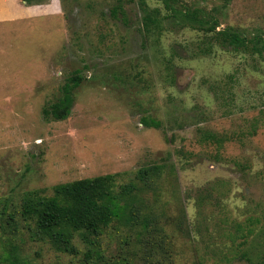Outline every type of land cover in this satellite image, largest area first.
I'll use <instances>...</instances> for the list:
<instances>
[{
	"label": "rangeland",
	"instance_id": "1",
	"mask_svg": "<svg viewBox=\"0 0 264 264\" xmlns=\"http://www.w3.org/2000/svg\"><path fill=\"white\" fill-rule=\"evenodd\" d=\"M18 2L0 17V264H261L264 58L168 19L161 0H147L163 18L151 31L140 0ZM176 6L264 39V0ZM76 71L85 78L71 116L46 118ZM206 133L227 139L203 142ZM152 166L163 169L144 183ZM105 175L117 191L136 187V219L77 236L78 255L56 251L22 215L31 191Z\"/></svg>",
	"mask_w": 264,
	"mask_h": 264
},
{
	"label": "trees",
	"instance_id": "2",
	"mask_svg": "<svg viewBox=\"0 0 264 264\" xmlns=\"http://www.w3.org/2000/svg\"><path fill=\"white\" fill-rule=\"evenodd\" d=\"M27 5H34L40 0H21ZM164 8L169 11L168 19L179 20L187 26L206 33H216V40L234 51H250L264 58V39L260 36L248 38L233 28L218 31V22L210 14L200 9L178 8L179 0H161ZM229 3L231 0H225ZM144 12L143 25L147 31L159 28L163 24L159 9H151L147 0H140ZM112 16H124L122 4L116 6ZM84 76L79 71L67 80L62 88V96L49 108L44 110L46 118L52 117L56 121H63L72 114L76 102L75 90L80 87ZM142 124L147 128H158L159 123L150 118H144ZM227 138L206 133L203 142L222 145ZM162 166H152L142 169L138 178L151 182L159 176ZM136 187L132 184L116 188V176L105 175L95 178L78 180L70 183L59 184L53 188L52 196L43 195L42 191H31L23 198L22 215L27 220L36 223V235L47 240L52 247L62 253L78 255L79 250L75 244L77 236L85 242L91 237L101 235L105 229L114 222L129 224L135 221L136 215L129 211L131 197ZM252 233V230H249ZM115 264H133L122 262ZM261 264H264V260Z\"/></svg>",
	"mask_w": 264,
	"mask_h": 264
},
{
	"label": "crops",
	"instance_id": "3",
	"mask_svg": "<svg viewBox=\"0 0 264 264\" xmlns=\"http://www.w3.org/2000/svg\"><path fill=\"white\" fill-rule=\"evenodd\" d=\"M18 0H0V17H14ZM54 8L57 9L56 6Z\"/></svg>",
	"mask_w": 264,
	"mask_h": 264
}]
</instances>
